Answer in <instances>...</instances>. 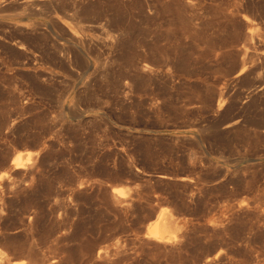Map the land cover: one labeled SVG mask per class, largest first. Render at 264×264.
<instances>
[{
  "label": "rangeland",
  "instance_id": "1",
  "mask_svg": "<svg viewBox=\"0 0 264 264\" xmlns=\"http://www.w3.org/2000/svg\"><path fill=\"white\" fill-rule=\"evenodd\" d=\"M29 2L0 0V264H264V0Z\"/></svg>",
  "mask_w": 264,
  "mask_h": 264
},
{
  "label": "bare ground",
  "instance_id": "2",
  "mask_svg": "<svg viewBox=\"0 0 264 264\" xmlns=\"http://www.w3.org/2000/svg\"><path fill=\"white\" fill-rule=\"evenodd\" d=\"M76 1V0H75ZM25 5L30 6L29 0H25ZM246 8H239L236 12H232L233 15H238L239 17L243 19V22L247 27H252L256 24V19L254 18L253 13H250ZM18 15V14H15ZM30 24L28 23H23L21 20H17L15 22V26L21 27V26H29ZM114 40L112 41V45H114ZM23 47V46H21ZM146 68H149V65H145ZM246 69V65L243 64L242 69L240 72L237 74V76H240L241 74L244 73ZM263 92V91H262ZM225 104V99L221 98L218 107H222ZM263 113H264V104H263ZM264 115V114H263ZM261 128L264 131V117H263V122ZM26 162L22 159L21 154H17L12 158L11 161V168L12 169H22L25 167ZM263 190H264V184H263ZM113 192L120 197L125 196V192L122 190V188H114ZM178 225L174 221V216L171 212H169L167 209L164 212H160L156 219L150 223L147 227L145 235L149 238H152L156 241L159 242H171L177 237V230H178ZM25 261L18 262L20 264H23ZM16 264V263H14Z\"/></svg>",
  "mask_w": 264,
  "mask_h": 264
}]
</instances>
